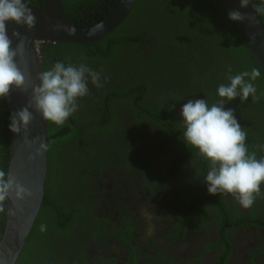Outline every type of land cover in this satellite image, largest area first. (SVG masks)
Listing matches in <instances>:
<instances>
[{
  "label": "trees",
  "instance_id": "1",
  "mask_svg": "<svg viewBox=\"0 0 264 264\" xmlns=\"http://www.w3.org/2000/svg\"><path fill=\"white\" fill-rule=\"evenodd\" d=\"M26 1L31 6L43 5V0ZM114 1L60 0L69 20L82 28L103 22ZM87 13L95 16H82ZM258 17L264 24V14ZM39 49L43 71L57 61L84 62L96 71L103 69L102 76L108 80L102 88L89 83L97 95L82 120L73 119L70 124L67 119L63 125L48 122L45 199L18 264H92L91 243L101 245L104 234L98 220H88L94 213L91 198L95 189L88 179L98 176L106 156L122 157L132 171H142L141 177L155 165L150 142L160 131L177 141L179 151L178 158L164 166L165 176L181 173L190 163L204 171L198 161L202 156L184 141L183 122L171 110L178 102L168 99L163 104L165 98L177 90L182 94L179 102L203 98L212 105L221 99L218 86L229 83V66L233 75L259 67L209 0H137L125 21L94 43L46 44ZM260 72L254 82L261 96L258 102L249 97L241 103L237 98L225 105L235 109L248 133L247 147L257 152L258 159L264 157V150L256 147L264 145V74ZM156 116L163 118H152ZM10 117L7 100L0 99V169L5 171L11 152ZM145 119L156 127L140 129ZM65 126L71 131L61 135ZM72 175L80 176V182ZM207 197L184 199L176 208L178 216H202L210 205ZM6 218L0 214V239ZM41 224L47 225L46 231H40Z\"/></svg>",
  "mask_w": 264,
  "mask_h": 264
},
{
  "label": "flooded vegetation",
  "instance_id": "2",
  "mask_svg": "<svg viewBox=\"0 0 264 264\" xmlns=\"http://www.w3.org/2000/svg\"><path fill=\"white\" fill-rule=\"evenodd\" d=\"M94 95L97 93L92 92L91 102ZM181 98V93L172 90L163 104L168 99L178 102L171 110L183 122L180 113L185 100L179 102ZM87 102L79 100V110L68 118L70 124L85 117ZM145 120L141 125L156 127L153 121ZM152 140L155 165L145 171L148 175L140 177L141 170L132 171L130 162L110 154L98 176L88 179L95 186L91 198L94 213L88 220H98L104 234L101 245L91 243V263L112 264L114 259L118 264H264V197L244 209L231 195H210L204 179L209 163L203 157L198 161L205 166L204 171L190 163L181 173L165 176L164 166L178 158L177 141L169 136L167 141L157 136ZM78 175L72 176L79 183ZM261 191L264 193V185ZM205 194L210 205L206 204L202 216H178L180 202Z\"/></svg>",
  "mask_w": 264,
  "mask_h": 264
},
{
  "label": "clouds",
  "instance_id": "3",
  "mask_svg": "<svg viewBox=\"0 0 264 264\" xmlns=\"http://www.w3.org/2000/svg\"><path fill=\"white\" fill-rule=\"evenodd\" d=\"M251 7L254 15L234 9L229 19L236 22H256L258 15L264 14V0H240V8ZM12 22L30 31L36 25V16L26 0H0V99H6L13 88L27 94V103L10 117L9 130L17 135L23 134V143L31 148L39 146L29 159H35L48 151V145L39 137L28 138L29 126L34 121L33 111L44 121L63 125L69 117L79 110V100L90 94L89 83L102 88L108 77L102 76L103 69L96 71L86 63L73 64L57 61L47 70L31 78L24 60L27 36L17 30L7 33V24ZM63 26L56 24L53 30ZM69 35L75 29L68 30ZM13 38L18 43L13 47ZM255 39V34L250 35ZM21 64L24 65L22 70ZM259 68L242 71L235 75L228 67V84L221 83L217 94L221 98L209 105L203 98L190 99L183 104L184 141L198 150L208 161L209 170L205 176L207 192L210 195L228 194L244 209H250L257 198L264 197L261 185L264 184V157L257 158L256 151H249L247 131L238 122L235 109L225 105L239 98L243 103L252 98L258 102L255 81L260 77ZM39 81V83H36ZM31 109V110H30ZM264 150V145H257ZM33 192L23 186L10 171L0 169V214L14 215L10 200L24 201L31 198ZM47 230L46 224L40 225V231Z\"/></svg>",
  "mask_w": 264,
  "mask_h": 264
},
{
  "label": "water",
  "instance_id": "4",
  "mask_svg": "<svg viewBox=\"0 0 264 264\" xmlns=\"http://www.w3.org/2000/svg\"><path fill=\"white\" fill-rule=\"evenodd\" d=\"M136 2L137 0H115L103 22L82 28L69 20L60 0H43L42 7L31 6L26 1L36 16L35 27L29 31L26 26L21 27L9 22L7 33L11 38L12 32L17 30L22 36L28 37L24 60L31 78L35 81L36 76L43 71L39 49L41 46L58 43H94L118 28L132 12ZM209 2L264 74V24L261 19L257 16L254 25L248 21L241 23L229 19V12L234 9L254 15L250 6L240 8V0H209ZM56 24L63 27L53 30L52 26ZM72 28L75 29V34L69 35L68 30ZM251 34H255V39H250ZM17 43L18 41L13 38V47ZM21 68L23 70V64ZM27 99L26 93L13 88L6 98L10 116L24 107ZM33 114L35 119L29 126L28 138L31 140L39 137L40 141L48 145V122L34 111ZM70 131V127H66L60 131V134L66 135ZM38 146L35 144L29 148L23 143V134L17 135L11 132V152L7 171H10L23 186L30 189L33 196L24 201L10 200V207L15 214L7 215L6 218L5 231L0 239V264H18L44 203L48 177L47 152L35 159H29V155L34 154Z\"/></svg>",
  "mask_w": 264,
  "mask_h": 264
},
{
  "label": "rangeland",
  "instance_id": "5",
  "mask_svg": "<svg viewBox=\"0 0 264 264\" xmlns=\"http://www.w3.org/2000/svg\"><path fill=\"white\" fill-rule=\"evenodd\" d=\"M92 92H94L93 89L90 90V94L89 95H87L86 97L82 98V100H85L86 102L88 101L87 102L88 105H89V103L92 100V97H91ZM139 127H142L140 129H144L143 128V125H141V124H139ZM242 127H243V124H242ZM144 130H146V128ZM154 135L157 136V137H159L161 139V141H167L168 135H166L165 132L163 133V132L157 131ZM261 188H262V186H261Z\"/></svg>",
  "mask_w": 264,
  "mask_h": 264
}]
</instances>
